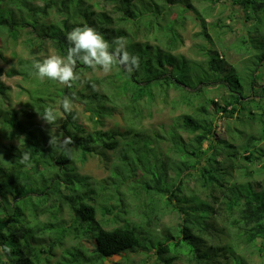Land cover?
<instances>
[{"label":"trees","instance_id":"1","mask_svg":"<svg viewBox=\"0 0 264 264\" xmlns=\"http://www.w3.org/2000/svg\"><path fill=\"white\" fill-rule=\"evenodd\" d=\"M45 1L46 5L42 10L47 13V6H51L54 0ZM65 1L68 0H62L65 10L62 12L64 17L61 24H52L43 31V34L55 43L54 46L60 56L67 54L69 47L66 40L67 33L75 27L87 25L95 28L109 42L116 37H124L127 41V50L140 57L138 71L128 73L123 67L116 66L115 77L111 80L113 98L116 102L119 101L123 105L124 101L121 98L126 97L128 110L132 106L133 116L130 117V122H134L143 115V110L138 108L142 101L155 99V88L162 94L176 87L181 90V93L176 100H173L174 105L179 101L189 106L196 105L193 112L182 114L176 119L177 128H184L191 132L199 131L193 139L195 144L188 147L180 134L172 137L174 151L178 152L181 158L180 161L173 163V169L176 165H184V168H188V173L182 178H179L178 174L167 180V167L163 162H161L160 172L147 170L152 177L149 182L144 183V188L148 191L152 190L153 193L164 194L167 206L178 210L182 219L178 236L170 235L165 236L163 240H156L148 250L154 249L155 253L152 255L160 259L162 264H176L175 261L182 255L186 256L189 264H264V177L260 182L234 180L233 169L229 166L230 162L238 158V154L241 153L240 155L247 162L257 166L256 172L264 174V146L261 142L264 138V127L261 137H252L239 146L228 139L216 137L215 123L217 117L223 114L234 115L239 111L244 112L248 104L253 107V104H256L255 107L261 110L259 113L254 111L250 117L252 119L261 117V121L264 120V105L260 103L262 97L255 92V88L261 86V94L264 96V84L259 85L258 74L253 78L251 76V86L247 88L242 87L240 80L235 81V86L225 83V79L233 75L234 65L229 69L226 66L227 63H223L221 52L212 53L215 43L206 21L210 13H202L194 8L190 0H71L70 3ZM206 1L210 3L209 10L214 8L211 6L225 1L240 5L246 14L247 21L253 20L249 33L257 35V42L264 43V0ZM177 2L185 5V13L188 9L195 11L196 19L200 20L202 26L198 34L210 42V46L206 48L207 59L197 62L206 63L207 76L205 77L208 79L206 80L204 75L199 76V84L195 83L193 86L189 83L194 81L189 77L193 69H185V64L178 65L180 61H186L187 58L184 55L173 54V51L182 43L177 26L181 24L185 16H179V20L178 17L169 18L167 9ZM2 3L3 0H0V10L3 9ZM14 3L20 8L30 6V10L34 9L27 0H15ZM102 3L104 5H101ZM108 3H113L116 16L109 14L106 10L105 5ZM10 14H12L11 9L0 11V29L5 24L10 23L11 27L16 24L13 18L8 17ZM130 24L136 26V30L132 29L135 35L149 36L152 31H157L161 34V44L151 45L146 40V42L135 41L127 29ZM170 25L173 26V30L168 32L167 28ZM32 26L35 28L36 22L32 23ZM185 61L183 62L186 63ZM83 67L89 68L78 62L76 71H82ZM259 67L264 68V51L256 48V73L260 72ZM14 72L18 73L17 71L12 73ZM260 74L261 79H264V72ZM79 84L80 80L74 82L72 87L64 85L57 88V96L85 99L87 96L83 93L84 91L77 88ZM89 85L93 86V84ZM8 89L9 87L5 84H0V93H6ZM206 89L211 90L210 94ZM47 90L35 93L32 97V102L29 104L31 109L24 111L26 123L17 119L18 113L15 111L6 112L7 115L4 116L6 121L4 120L1 131L10 129L11 138H18L22 134L24 137L19 146L10 144L2 145L3 148H0V154H2L0 155V249L6 247L11 250L10 252L0 250V264H40L53 255L54 248L63 245L69 237L79 240L84 237H93L96 240V246L89 253L75 247L68 251L69 257H66L63 264H105L106 259L114 255L136 251L140 247L146 250L148 246L142 237V233L147 231L146 228H142L141 232L137 225H132L129 221L123 225L106 228L97 221V208L90 202L93 197L83 195L74 197L63 193L64 187L71 191L77 190L78 186L76 188L72 186L75 182L80 185L85 184L84 186L88 185L87 177L77 178V181L73 179L74 176L70 173L73 158L68 151L69 147L75 146L83 155H87L96 152L99 145L114 150L118 147L119 140L115 138L116 134L99 131L84 134L77 119H73L76 113L65 112L67 116L63 124L65 134L66 137L72 138L73 143L67 147L61 146V150L55 145L51 146L47 133L40 131V125H35L34 122L37 116L43 115L44 110L51 106L48 100L54 99L53 93ZM216 90L218 92L211 95ZM220 92H222V97L220 95L222 103L216 96ZM187 93L190 96H186ZM104 97L107 98V95ZM195 100L199 102L194 103ZM211 106L215 107V112L210 111ZM155 135V142L148 138L145 140V146L143 145L149 151L147 164L149 159H157L158 156V152L155 153L153 149L162 136L159 133ZM137 136L138 140L134 139L132 143H129L131 150L140 143V139L146 138L143 134ZM206 141L208 146L204 148ZM178 143L185 146V151L180 147L177 148ZM25 152L30 155L27 164L21 163L20 160ZM222 154L223 159L220 158ZM183 157L186 158L185 162L182 161ZM141 161L146 165L143 160ZM153 167L155 168V165ZM191 168L196 169L197 172L193 173ZM121 175L120 177L114 175L116 182L121 183L125 180V174ZM193 176L199 190L193 186L187 198L183 192L184 180ZM166 185L170 188L169 195L165 193L168 192L167 190L163 192L160 188ZM201 189L207 190V199L200 196ZM107 190L108 187L103 185L99 192L105 194ZM217 190H219L218 196L215 195ZM93 191L97 192L94 189ZM61 194L66 197L67 203L76 216L71 225H61L57 221V216L54 217V221H43L40 218L41 214L48 212L46 204L50 196H61ZM35 197L40 199L38 203ZM28 199H31L33 203L31 204ZM212 202L220 204V207L228 214L229 221L221 228L209 222L213 212L217 211ZM56 211H61L60 205L56 206ZM112 211L114 213L113 209ZM224 227L228 229V239L220 245L209 244L207 240H221L219 232L224 233L225 230L222 229ZM45 237L50 238L48 242L44 241ZM248 249L249 259L247 258ZM254 256H258L260 261L255 263ZM116 264L124 263L118 261Z\"/></svg>","mask_w":264,"mask_h":264},{"label":"rangeland","instance_id":"2","mask_svg":"<svg viewBox=\"0 0 264 264\" xmlns=\"http://www.w3.org/2000/svg\"><path fill=\"white\" fill-rule=\"evenodd\" d=\"M14 1L3 0V9L0 10L3 12V10L11 9L12 14L8 17L10 19L13 18L12 20L16 23L13 27H11L10 23L5 24L0 29V84L3 83L9 87L6 93H0V148H3L2 145L10 144L19 146L22 142V137H24L22 134L18 138H11L10 129L1 131L6 118L4 116L7 115L6 112H17V119L22 123H26L24 111L31 109L29 104L32 102V97L35 96V93L44 92L48 89L53 93L52 98L54 99L50 98L48 102L57 110L56 121L48 124L39 115L35 118L34 122L36 123L35 125H40V131L47 133L48 139H51V137L55 139L54 145L61 150V142L66 137L63 124L67 116L58 103L62 97L60 95L57 96V88L64 85L47 78L41 80L32 67L35 61H42L49 55H59L54 46L55 43L46 37L43 31L52 24H61V20L64 17L62 12L65 10V6L62 0H54L51 6H47V13H44L42 9L46 5L45 0H27L29 5H32L34 8L33 10L31 9L32 11L29 9L30 6L20 8ZM190 1L193 3V7L199 9L202 13H210L206 21L211 38L215 43L212 53L216 51L221 52L223 54V57H221L223 58V63H227L226 66L229 69L234 65L233 75L227 77L225 83L235 86V81L240 80L242 87L247 88L251 86V76L253 78L258 74L257 81L259 85L264 84V79H261L260 74V72H264V68L259 67L260 72L258 73L255 71L256 48L264 51V43L261 41L257 42V35L249 33L248 30L252 28L253 20L247 21L242 7L225 1L211 6L214 8L209 10V1ZM65 2L70 3L71 0ZM183 2L185 3L186 1ZM179 3L170 5L171 7L167 9V17L169 18L178 17L179 20V16H185V19H182L181 24L177 26L182 43L180 47L173 51V54L184 55L187 58L186 61L183 60L186 63L180 61L178 65L183 66L185 64V69H193L191 74H189V77L194 80V83L189 82L193 86L195 83L199 84V76H207V73L205 74L206 63L197 62L207 59L206 48L210 46V42L204 36L198 34L202 26L200 20L196 19L197 14L195 11L188 9V12L185 13V5ZM101 5H104V3ZM105 7L109 14L116 16L113 3H108ZM35 22L36 27L34 28L32 23ZM127 29L135 41H149L151 45L161 44V34L157 31H152L149 36H143L142 34L135 35L133 33L132 29L136 30L135 25L130 24ZM167 29H169L168 32L172 31L173 26L170 25ZM13 71H17L18 73H12ZM115 71L116 67L109 74H104L101 70L94 71L91 68L86 69L85 67H83L82 71H77L81 77L80 84L77 88L78 90L81 89L84 91L83 93L87 97L85 99L75 97L72 100L76 106V110L74 111L76 113V119L82 126L83 132H85L84 134H87V132L95 133L96 131L116 134L115 138L119 140V145L114 150L106 149L99 145L96 148V152L88 153L87 155H83L75 146L69 147L68 151L71 152L73 158V163L70 165V173L74 176L73 179L75 181H77V178L87 177L88 185L84 186L85 184L80 185V183L76 184L75 182V185L73 184L72 186L75 188L78 186L79 188L77 190L71 191L64 187L63 193L68 196L73 195L74 197L79 195L93 197L90 202L97 208V221L106 228L123 225L129 221L130 224L137 225L140 231L142 228L147 229V231L142 233L144 243L148 246L146 250L140 247L136 251L114 255L106 259L105 264H116L118 261H122L124 264H162L160 259L152 255L155 253V250L152 249L150 251L148 249L152 247L153 242L163 240L165 236H178V229L182 223V219L178 210H173L170 206H167L164 194L153 193L152 190L148 191L143 185L145 182H149L152 177V174L147 170L160 172L161 162L167 167V180L178 174V177L182 178L188 173V168H184V165H176L175 169H173V163L180 161L181 158L178 152L174 151L175 147L172 137L180 134L183 142L188 147L195 144L193 139L199 131L191 132L184 128H177L176 119L182 114L193 112L196 105L189 106L182 104L180 101L174 105L173 100H176L181 93V90L176 87H172L167 93L162 94L155 88V99L153 101H142L138 105V108L143 110V115L139 119L134 120V122H130V117L133 116V113L131 111L132 106L128 110L127 98H121L124 101L123 105L119 101L116 102L113 98V89H111L113 83L111 80L115 77ZM205 79L207 80L208 78L205 77ZM89 84H93V86ZM261 89L262 87L258 86L255 88V92L262 97L260 103L264 105V96L261 94ZM206 91L210 94L211 90L206 89ZM216 92L218 91L216 90L211 95H214ZM105 95H107V98L104 97ZM220 95L222 97V92L216 96H218L217 99L219 102L222 103L223 100H221ZM186 96L190 95L187 93ZM197 102L199 101H194V103ZM253 105L254 107L248 104L244 112L239 111L234 115L226 113L221 117H217L215 121L217 126L216 137L220 136L221 138L228 139L239 146L252 137H261L264 120L261 121V117H258V119H252L250 117L252 113L254 114V111L256 113L261 111L255 107L256 104ZM214 110L215 107L211 106L210 111L215 112ZM239 115H241V118ZM155 133H159L162 136V139L155 143L153 149L155 153L156 151L158 152V160L151 158L147 164L146 162L149 158L147 153L149 151L143 145L145 146V140L148 138H151L155 142ZM139 134L146 135V138L140 139V143L135 145L134 150H131L129 143H132L134 139L138 140L137 135ZM176 140L178 141V137H176ZM261 142L264 146V138ZM207 146L208 141L204 143L203 147L206 148ZM178 147L185 151V146L178 143ZM240 154H238V158H235L229 164L233 169L234 180L260 182L264 174L262 172H256L255 169L257 166H252ZM137 158L141 159L139 160ZM220 158H224L223 154L220 155ZM185 160L186 158L183 157L182 161L185 162ZM203 164H205L204 161ZM153 165H155V168ZM133 167L136 169L135 171L132 170L134 169ZM118 171H122L125 174L126 178L123 181L124 183L116 182L115 176H122V173H118ZM191 171L193 173L197 172L196 169ZM195 180V176L187 177L184 180L183 192L187 195V198H189V190L193 186L199 190V187H196ZM103 185L108 187L105 194L99 192V189ZM160 188L163 192L170 189L168 185L161 186ZM93 189L97 192H94ZM165 193L167 195L170 194L169 191ZM199 194L202 198L207 199V190L201 189ZM215 195H219V190L215 192ZM28 197H30L29 194ZM39 200L35 197L37 203ZM29 202L31 204L33 203L31 199ZM57 205L61 206L60 212L56 211ZM212 205L217 211L213 212L209 222L211 225H216L217 228H221L229 221L228 214L220 207V204L212 202ZM46 206L48 212L40 215L43 221H54V217L57 216V221L61 225H71L74 218H76L71 206L67 203L66 197L62 196V194L61 196L51 195ZM184 206L187 207L188 205ZM112 209L114 213L113 211L111 212ZM222 229L225 231L224 233L219 232L221 240H207L209 244L214 243V245H220L228 239V229L225 227ZM213 232L216 233L218 231ZM49 239V237H45L44 241L48 242ZM95 246L96 240L93 237H84L82 240L69 237L63 245L56 246L54 248V254L50 255L47 260H43L40 264H63L66 261V257H69L68 251L75 249V247L84 249V251L89 253ZM247 256L249 259V249L247 250ZM254 257L255 263L260 261L258 256ZM175 262L176 264H189L184 255Z\"/></svg>","mask_w":264,"mask_h":264},{"label":"clouds","instance_id":"3","mask_svg":"<svg viewBox=\"0 0 264 264\" xmlns=\"http://www.w3.org/2000/svg\"><path fill=\"white\" fill-rule=\"evenodd\" d=\"M69 44L66 56L49 55L42 61H35L33 68L36 75L41 79L57 81L60 84L72 87L74 82L81 79L76 71L77 63L86 65L96 70H101L104 74H109L116 66L123 67L128 73L138 71L140 68V57L131 54L127 50V41L124 37H116L111 42L91 26L75 27L66 35ZM64 112L72 114L76 106L72 99L63 97L59 102ZM56 109L48 107L44 110L41 118L48 124L56 121ZM77 117L74 115L73 119ZM50 145L55 144V139L51 137ZM73 143L71 137H65L61 142L63 147ZM21 163L27 164L30 160L29 153H23L20 158ZM4 252H10V249L4 247L0 249Z\"/></svg>","mask_w":264,"mask_h":264}]
</instances>
